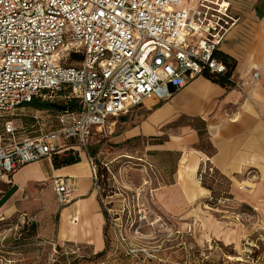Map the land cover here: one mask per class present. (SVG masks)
I'll use <instances>...</instances> for the list:
<instances>
[{"label":"built area","instance_id":"obj_1","mask_svg":"<svg viewBox=\"0 0 264 264\" xmlns=\"http://www.w3.org/2000/svg\"><path fill=\"white\" fill-rule=\"evenodd\" d=\"M238 23L229 0H0V181L42 158L82 154L109 215L89 155L93 136L188 79L225 75L215 55ZM69 56L80 61L65 65ZM33 101L66 110L19 133L14 114ZM51 186L59 203L71 201L67 180ZM126 251L136 264L161 262L154 251Z\"/></svg>","mask_w":264,"mask_h":264},{"label":"crops","instance_id":"obj_2","mask_svg":"<svg viewBox=\"0 0 264 264\" xmlns=\"http://www.w3.org/2000/svg\"><path fill=\"white\" fill-rule=\"evenodd\" d=\"M229 1L239 23L219 53L234 63L232 85L223 87L207 74L188 79L166 101L148 100L120 116L117 141L147 140L146 151L154 160L177 156L173 183L155 191V208L166 216H180L183 226L201 216L212 237L232 245L236 232L222 230L203 216L209 214L205 202L210 192L197 177L202 165L210 164L231 180L235 204L264 219V0ZM180 120L190 123L179 124ZM194 122L200 126H193ZM203 140L210 151L199 147ZM77 157L78 163L61 167L53 165V158H42L1 180L0 222L31 219L57 245L102 252L105 216L87 159L82 154ZM57 178L73 187L67 204L59 203L52 189ZM46 191L53 194V202L45 199ZM178 247L187 262L189 249L184 244ZM175 252L173 246L162 249L157 255L161 262L154 263L174 264L167 256Z\"/></svg>","mask_w":264,"mask_h":264},{"label":"rangeland","instance_id":"obj_3","mask_svg":"<svg viewBox=\"0 0 264 264\" xmlns=\"http://www.w3.org/2000/svg\"><path fill=\"white\" fill-rule=\"evenodd\" d=\"M63 63L77 65L74 56ZM43 113L19 109L14 114V125L19 133L40 130L43 125L37 124L34 117L45 118ZM113 121L93 136L89 147L97 172H106L100 179L104 207L109 211L104 250L94 253L85 247L57 245L44 237L31 219L14 218L0 222V264H136L127 255V246L154 251L157 255L173 246L175 254L167 257L174 264H264V219L235 204L231 180L208 163L202 165L197 177L200 186L210 192L205 202V212L209 214L203 216L222 230L236 232L234 243L227 245L226 241L211 236L201 216L183 226L185 220L180 216H166L155 208V191L173 183L177 156L154 160L146 151L147 140L117 141L122 121L120 117ZM191 124L200 126L197 122ZM199 147L210 151L205 140ZM44 197L49 202L54 200L49 191ZM179 244L189 249L187 262Z\"/></svg>","mask_w":264,"mask_h":264},{"label":"trees","instance_id":"obj_4","mask_svg":"<svg viewBox=\"0 0 264 264\" xmlns=\"http://www.w3.org/2000/svg\"><path fill=\"white\" fill-rule=\"evenodd\" d=\"M222 63H224L228 70H227V73L223 76H208L207 78L210 79L211 81L223 86V87H226V86H231L232 85V82L230 81V76L234 70V63L231 62V60L223 55L222 53H217L215 55ZM75 57V60L76 62L80 61V56H74ZM73 105L70 104L68 106V109H72ZM23 108H26V109H30V110H33L35 112H44L43 115L44 116H48L49 114L52 115L54 114L56 111L54 110V108H51L49 107L48 104H44V103H39L38 101H33L29 104H27L26 106L22 107L21 109ZM35 118H39L40 120H44V118L42 117H34V120L36 121ZM47 121V120H45ZM79 162V158L77 156H72L71 154L70 155H64V156H55L53 158V165L55 167H61V166H67V165H72V164H75V163H78ZM103 174H106L103 173ZM103 174H100L98 172V175L99 176H104ZM102 179V178H101ZM103 210V214L105 216V219L107 218V213L106 211L102 208Z\"/></svg>","mask_w":264,"mask_h":264},{"label":"water","instance_id":"obj_5","mask_svg":"<svg viewBox=\"0 0 264 264\" xmlns=\"http://www.w3.org/2000/svg\"><path fill=\"white\" fill-rule=\"evenodd\" d=\"M49 107L54 108V109L59 110V111H65L66 110V106H61V105H57V104H49Z\"/></svg>","mask_w":264,"mask_h":264}]
</instances>
